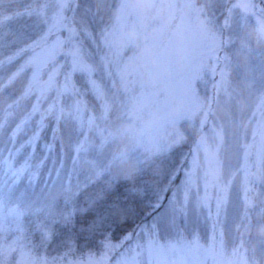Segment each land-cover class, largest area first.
<instances>
[{
    "label": "rangeland",
    "instance_id": "1",
    "mask_svg": "<svg viewBox=\"0 0 264 264\" xmlns=\"http://www.w3.org/2000/svg\"><path fill=\"white\" fill-rule=\"evenodd\" d=\"M84 1L83 51L71 44L78 31L68 12L76 0H0V9L37 10L32 36L14 35L10 14L0 18V66L10 58L0 71L10 85L0 89L28 75L23 98L32 95L47 106H36L34 99L30 115L41 122L62 111L76 141L70 170L126 177L187 135L205 130L167 203L132 244L109 245L82 261L61 260L28 243L22 214L0 202V264H264L262 5L258 0ZM33 40L36 50L25 57ZM7 66L17 69L10 73ZM75 74L83 75L93 95L88 111L70 101L78 92ZM49 94L55 95L50 102ZM63 98L70 104L62 106ZM65 183L55 185L58 191L69 189Z\"/></svg>",
    "mask_w": 264,
    "mask_h": 264
},
{
    "label": "trees",
    "instance_id": "2",
    "mask_svg": "<svg viewBox=\"0 0 264 264\" xmlns=\"http://www.w3.org/2000/svg\"><path fill=\"white\" fill-rule=\"evenodd\" d=\"M258 3L264 10L263 1ZM74 5L68 18L69 24L77 28L78 37L71 44L79 45L84 51L82 36L87 28L83 21L88 18L81 6L87 8L88 4L76 0ZM1 7L0 18L10 14L8 20L14 23V35L23 32L33 35L32 19L37 10L22 14L12 9V5ZM33 50L36 47L31 45L25 57L31 56ZM8 60L9 57L1 63L0 71ZM62 67V74L68 75L69 68ZM3 69L13 73L17 67ZM20 76L8 90L0 89V202L4 209H15L22 214V236L28 243L39 245L38 252L61 260L82 261L99 256L109 245L122 242L125 248L132 244L131 239L147 231L143 228L163 209L181 181L205 127L197 136L187 135L180 145L145 161L126 177L110 173L84 176L77 174L78 170H70L76 141L67 130L69 124L62 111L57 109V114L44 118L45 100L38 102L32 95L27 100L23 98L24 89H28L25 85L28 75ZM66 79L71 82L70 76ZM6 80L7 77L0 78V86L10 85L5 84ZM72 82L78 92L70 101H80L88 111L87 106L94 104V98L87 82L82 74H75ZM54 96L49 94L47 101L54 100ZM34 99L38 102L36 106L43 108L41 122L39 115L29 113ZM61 102L62 106L70 104L64 98ZM48 106L51 108V103ZM67 181L69 189L58 191L59 185H55H65ZM11 184L17 185L9 187Z\"/></svg>",
    "mask_w": 264,
    "mask_h": 264
}]
</instances>
